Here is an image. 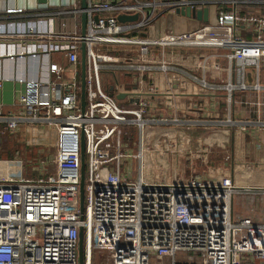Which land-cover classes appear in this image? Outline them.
<instances>
[{
	"label": "built area",
	"instance_id": "2783aa9c",
	"mask_svg": "<svg viewBox=\"0 0 264 264\" xmlns=\"http://www.w3.org/2000/svg\"><path fill=\"white\" fill-rule=\"evenodd\" d=\"M67 0L53 10L7 6L0 14V58L41 60L47 56V76L12 78L24 88L21 112L0 104V135L25 132L30 146L50 147L45 178L17 152L0 158V264H80V232L84 234L83 264H264V219L234 213L235 197L248 194L249 205L264 197V186H238L230 176L152 179L145 175L146 125L181 123L147 117L148 103L126 107L103 85L107 68L151 71L152 47L223 50L230 63L227 81L199 78L209 92L224 91L229 105L235 94L264 93V0ZM191 8L215 10L216 21L185 32L145 34L155 11ZM87 15L82 34V14ZM120 15L135 20L120 21ZM10 17H14L9 19ZM86 45V106L81 105V53ZM117 46L111 49L110 46ZM97 46L99 51H95ZM120 46V47H119ZM121 46L135 50L119 53ZM59 52L65 68L50 55ZM39 65V74L44 68ZM167 71L173 65L162 63ZM219 69V65H215ZM251 69V70H250ZM250 70V71H249ZM5 78L0 75V87ZM242 103H250L245 96ZM256 119L193 122L195 125L264 130V101ZM123 125L138 128V153L123 149ZM84 144V206L81 180ZM126 158L139 162L138 176L122 169ZM34 169V168H33ZM134 172L133 169H130ZM85 193L87 195L85 202ZM252 194L259 196L250 197ZM249 199V200H248ZM99 250H108L107 257ZM196 252L200 260H177Z\"/></svg>",
	"mask_w": 264,
	"mask_h": 264
},
{
	"label": "crops",
	"instance_id": "0c3cea01",
	"mask_svg": "<svg viewBox=\"0 0 264 264\" xmlns=\"http://www.w3.org/2000/svg\"><path fill=\"white\" fill-rule=\"evenodd\" d=\"M65 2H67V0H48L47 3L40 2L39 0H0V14H3L7 6L22 5L27 6L31 10L38 9L42 11L56 9ZM212 10L213 8L209 9V21L205 22L197 18L187 17L172 12L166 7L158 8L145 34L151 38H157L163 36L170 30L185 32L197 29L205 23H214L216 21V13L214 19H212ZM12 18L14 17H10L9 19ZM110 47L111 49H115L117 46L112 45ZM127 49L136 50L137 47L121 46V48H119V53L126 56L127 52L125 50ZM221 54H224L223 50L208 48L152 47L148 56L149 60H151V71L142 73L128 71L119 67L113 69L107 68L102 74V82L109 91L112 86L114 87L115 96L121 92L129 94L124 100H121V104L126 107H134L141 102H147V117L149 118L165 119L169 121L178 118L181 123L166 124L174 127L168 128L169 131L165 129L162 134H169L172 140H175L177 133H174L175 130L173 129L178 127L179 138H187V142L191 143L190 146L192 150L197 148L196 151H202L201 156L203 162H207L208 158L212 157V159L214 158L213 161L220 166V163L216 161L217 156L213 157V155L215 152H220V147L225 149V151L227 148H230L229 151L233 154L232 158L235 154L240 156L243 155L247 158L246 161L239 163L238 169L245 171L247 175H244L249 180L257 179L252 174L250 175L247 168L252 169L255 166L256 169L262 168L264 172V130L250 129L243 132L237 127L225 128L211 124L200 126L193 123L200 120H207L210 122V120H215L217 118L224 119L228 116H233L237 120H243L245 118L256 119L257 116L260 115L257 113V102L258 100L264 101V93L258 96L254 92H238L235 94V101L233 104L229 105L224 91L209 92L199 84L198 79L202 77L216 83H223L228 80L230 76V63L227 58L221 56ZM64 56H66V54L59 52L50 55L53 61L60 62L65 68H68L69 64ZM48 61L49 58L47 56H43L41 60L30 58L28 62L26 60L16 61L6 57L0 58V75L5 78L3 86L0 87V104L3 105L5 111L21 112L23 110V107H20L18 104V97L24 87L15 80H12V78L22 74L28 75L29 77L41 76L44 78L47 76L46 64ZM41 62H43L45 66L39 74V65ZM162 63L173 65L174 68L164 71L159 68ZM215 65H219L220 68L216 69ZM109 71L112 72L108 73ZM261 82L264 84V65L261 69ZM243 96L251 100L250 103H242L241 98ZM136 99L139 100L138 103L133 101ZM153 131L158 132L156 136L161 135V133H159L161 129H155ZM9 134L0 135V142L2 143L0 152L7 154V156H0V158L10 157L11 155L9 156L8 153L12 151L13 155L19 152L13 150L10 139L12 135L18 136L19 132L11 135ZM220 141H223V144L226 143L227 146L224 145L222 147ZM128 144L129 143L124 142L125 147ZM129 159L130 158H126L127 161H124V170L130 178L133 172L130 168H133L131 167L132 165ZM231 165L233 167L232 171L236 170V166L234 164ZM127 168H129V170H127ZM259 172L261 171L259 170ZM200 177L208 178L206 175ZM253 181H255V183H237L236 185L264 186L263 182ZM253 205V207H249L243 204L244 210L240 213L239 211L235 212L234 209V213L237 216L248 213L247 215L253 217L256 221L263 220L264 217L258 209V204L256 206L257 208L255 207L256 204L253 203Z\"/></svg>",
	"mask_w": 264,
	"mask_h": 264
},
{
	"label": "rangeland",
	"instance_id": "374dc122",
	"mask_svg": "<svg viewBox=\"0 0 264 264\" xmlns=\"http://www.w3.org/2000/svg\"><path fill=\"white\" fill-rule=\"evenodd\" d=\"M214 17L215 12L214 10H212L211 18L214 19ZM94 50L99 51L97 46L94 47ZM111 72L112 71H109L108 73ZM122 127L124 131L122 139L125 143H129L128 145H126V147L123 146V149H127L126 151L128 153H138L141 147V139L139 137L138 128L134 125H123ZM172 127L174 126H168L162 123L151 124V126L146 125L143 137L144 164L146 166V170L144 173L146 176H149L152 179H187L196 175H206L208 176V178L223 175L230 176L235 181V184L255 183V181L253 180L264 183V172L262 171V168L260 167L261 169H256L255 166L252 169L247 168V171L250 172V175L252 174L254 177L257 178L249 180L245 176L247 175L246 172L241 169H238L239 163L246 161L247 158L243 155L240 156L238 154H235V156L232 158L233 154L230 153V148H227V150L225 151V149H222L220 147V152H215V154L213 155V157L217 156L216 161L220 163V166L213 161L214 158L212 159V157L208 158V164L207 162H203L201 156L202 151H196L197 148H194L192 150L190 146L191 143L187 142V138L180 139L178 134V127L173 129L175 130L174 133H177L175 140H172L169 134H162L165 129ZM155 129H161V132H159L161 133V135L156 136L158 132L153 131ZM10 139L11 147L13 148V150L20 152V155L26 160V163L29 165L30 169L34 168L31 172V176L33 178H45L50 170V165L47 163V157H50V155L53 153L52 148L45 146L42 147L28 145L26 142L25 132L23 131L20 132L18 136L12 135ZM222 142L223 141H220V145H222V147L224 145L227 146L226 143L223 144ZM1 145L2 143L0 142V147H2ZM0 156H7V154L4 152H0ZM124 161L122 163L123 170L125 168ZM129 161L132 165L131 167L134 169V172L131 173L130 178L135 179L138 176L139 162L136 158H130ZM231 164H234L236 166V170L232 171L233 167ZM207 165L216 167H211ZM127 170H129V168H127ZM259 170L262 173L259 172ZM247 196L249 195L239 194L235 197V212L239 211L241 213L244 210L243 204L248 205L249 207L254 206L249 205L248 201L246 200ZM256 196L259 195L252 194V196L250 197L255 198ZM86 197L87 195L85 193V202ZM254 204H256L255 207L258 204V209L260 210L261 215L264 217V197H256V199H254ZM247 214L248 213H245L244 215ZM98 253L102 257H107L110 252L108 250H99ZM191 259L196 261L200 260V254L196 252H183L177 254L178 261L191 263ZM169 261L170 260L168 258H165V264H169Z\"/></svg>",
	"mask_w": 264,
	"mask_h": 264
},
{
	"label": "water",
	"instance_id": "95a60500",
	"mask_svg": "<svg viewBox=\"0 0 264 264\" xmlns=\"http://www.w3.org/2000/svg\"><path fill=\"white\" fill-rule=\"evenodd\" d=\"M40 2L47 3L48 0H39ZM82 8H86L87 1L81 0ZM176 13L187 16L197 18L200 21H209V9L205 8L203 10H194L191 8L187 9H177ZM120 21H127V20H135L137 19V15L134 16H127V15H120ZM86 24H87V15L84 12L82 14V34H86ZM81 80H82V89H81V105L82 109H85L86 106V45L85 43L82 44V56H81ZM110 92L114 94V87L110 88ZM129 94L126 92H121L116 95V98L119 100H124ZM134 102L138 103L139 100H133ZM83 153V165H82V180H81V209L83 211L84 206V178H85V164H84V144L82 147ZM79 255H80V264H83V256H84V234L83 229L80 232V242H79Z\"/></svg>",
	"mask_w": 264,
	"mask_h": 264
},
{
	"label": "trees",
	"instance_id": "16d2710c",
	"mask_svg": "<svg viewBox=\"0 0 264 264\" xmlns=\"http://www.w3.org/2000/svg\"><path fill=\"white\" fill-rule=\"evenodd\" d=\"M9 135H11V134H9ZM8 155H9V156H10V155L12 156V155H13V153H12V152H9V153H8Z\"/></svg>",
	"mask_w": 264,
	"mask_h": 264
}]
</instances>
